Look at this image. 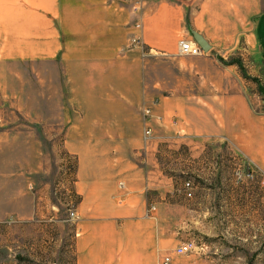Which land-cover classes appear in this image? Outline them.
<instances>
[{"label": "crops", "instance_id": "1", "mask_svg": "<svg viewBox=\"0 0 264 264\" xmlns=\"http://www.w3.org/2000/svg\"><path fill=\"white\" fill-rule=\"evenodd\" d=\"M136 36L149 54L170 57L179 55L180 39L199 44L200 36L214 57L190 61L196 70L184 76L170 72L182 83L160 98L145 74L150 61L137 57ZM240 50L263 67L262 75H246L242 61L221 56ZM8 64L39 68L46 115L39 124H16L13 155H40L42 138L62 139L76 161L64 183L77 199L76 264H157L169 244L194 241L181 239L184 233L178 239L182 206L168 198L174 187L160 165L166 147L175 152L183 145L190 172L201 171L205 180V170L222 176L224 156L232 166L243 157L264 171V0H145L142 10L128 0H0V66ZM154 98L163 120L150 147L143 110ZM32 168L47 169L43 161ZM13 169L9 213L28 221L38 207ZM200 190L203 203L212 186Z\"/></svg>", "mask_w": 264, "mask_h": 264}, {"label": "rangeland", "instance_id": "2", "mask_svg": "<svg viewBox=\"0 0 264 264\" xmlns=\"http://www.w3.org/2000/svg\"><path fill=\"white\" fill-rule=\"evenodd\" d=\"M128 1L133 7L135 0ZM143 6L133 9L142 10ZM133 46L142 49L139 48L140 53H137L142 64L150 61L144 67L145 74L152 84L159 87L160 98L170 96L174 86L182 83L172 80L170 72L178 77L184 76L190 69L196 70V66H190V61L214 57L210 54L213 51H205L201 55L179 53L177 57H170L155 52L149 54L144 42L142 46L135 43ZM221 56L227 60L242 61L239 68L246 75H262L263 67L252 64L250 54L244 50ZM156 58H161L162 61L160 65L154 66L152 60ZM261 77L264 87V76ZM40 96L39 68L24 64L0 66V204L5 210V216L0 219V264H76L73 242L78 217L71 220L69 213L71 209L77 210V199L72 192H67V184H64L68 180L67 176L74 171L75 159L60 144L62 139L42 138L40 155L36 153L19 157L12 153L9 135L15 132L17 123L39 124L44 118L46 120V115L41 113ZM159 100L158 98L154 106L155 117ZM162 120L163 117L152 120L155 130ZM153 143L154 141L150 147L155 146ZM216 152L218 156L225 155L220 150ZM161 155V169L171 179L174 187L168 198L176 199L182 206L176 211L178 225L180 224L177 229L178 239L181 238L180 233H184V238L181 239L191 238L196 247L189 253L178 255L173 252L175 247L169 244L162 251L157 264H161L163 256L167 254H172V261L179 258L182 264H264V171L259 167L255 168L257 174L253 179L238 181L236 170L246 169L247 163L257 165L241 157L239 164L232 166L224 156L226 162L222 176L216 178L205 170L204 173L209 177L205 180L204 176L203 179L200 177L201 171L197 173L198 176L190 172L183 145L175 152L166 147ZM35 161H43V166L47 169L34 170L32 164ZM13 166L17 167L18 175L22 174L23 183H26L21 189L28 193L29 202L33 201L38 207L36 214L28 221H15L14 214L9 213V181L14 173ZM186 181L193 183L191 197L187 196L184 189ZM203 186H212V191L201 203L204 195L200 189ZM218 187L221 189L217 190ZM232 187H238L239 190H235L233 194ZM17 195L25 200L23 191ZM41 208L43 212H40ZM165 212L168 216V211Z\"/></svg>", "mask_w": 264, "mask_h": 264}, {"label": "built area", "instance_id": "3", "mask_svg": "<svg viewBox=\"0 0 264 264\" xmlns=\"http://www.w3.org/2000/svg\"><path fill=\"white\" fill-rule=\"evenodd\" d=\"M135 4H133L134 8H141L144 3L143 0H135L134 1ZM136 28H141V23L137 22L135 24ZM142 37L140 36H136L134 37V43L141 45L142 46ZM178 49H179V53L181 55H201L203 54L205 51L202 49V47L197 44L195 41L191 40V39H180L178 41ZM158 99L153 100L150 104L146 105L144 108V134H143V140H144V144L145 146H148L152 143V141L154 140V127L152 125V120L154 118L156 119H161V116H156L154 115V106L157 104ZM248 165L246 166V169H238L235 172L236 178L238 181L243 180L244 178L246 179H253L255 177V175L257 174L256 169H259L258 167H256L255 165H253L252 163H247ZM256 168V169H255ZM121 185H123L121 183ZM184 189L187 192V196L191 197L193 192V185L191 181H186L184 183ZM155 209V206H151L148 209V212L153 211ZM78 217L77 215V210L71 209L70 213H69V219L74 220ZM196 247L195 242L194 241H186L183 243H180L179 245H177L173 252L174 254H186L191 252L194 248ZM172 263V254H167L165 256H163L162 262L161 264H171Z\"/></svg>", "mask_w": 264, "mask_h": 264}, {"label": "water", "instance_id": "4", "mask_svg": "<svg viewBox=\"0 0 264 264\" xmlns=\"http://www.w3.org/2000/svg\"><path fill=\"white\" fill-rule=\"evenodd\" d=\"M197 40L204 51L209 49V45L200 36H197Z\"/></svg>", "mask_w": 264, "mask_h": 264}, {"label": "trees", "instance_id": "5", "mask_svg": "<svg viewBox=\"0 0 264 264\" xmlns=\"http://www.w3.org/2000/svg\"><path fill=\"white\" fill-rule=\"evenodd\" d=\"M256 80H257V78H255ZM259 91L261 92V93H264V87L262 86V85H259Z\"/></svg>", "mask_w": 264, "mask_h": 264}]
</instances>
